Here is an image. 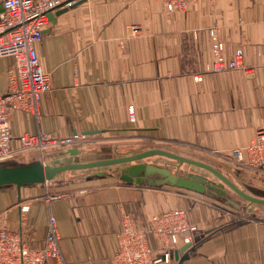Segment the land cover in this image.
I'll use <instances>...</instances> for the list:
<instances>
[{
	"label": "crops",
	"instance_id": "0c3cea01",
	"mask_svg": "<svg viewBox=\"0 0 264 264\" xmlns=\"http://www.w3.org/2000/svg\"><path fill=\"white\" fill-rule=\"evenodd\" d=\"M61 8L35 44L52 88L37 116L10 114L14 146L25 132L82 133L87 138L79 144L53 146L46 163L69 157L73 147L81 159L97 148L117 151L150 140L178 144L173 150L208 161L203 155L243 148L264 131V0H198L185 11H169L160 0H86L58 14ZM214 28L226 58L243 48L247 70L208 69ZM13 63V56H0V92ZM252 173L256 181L247 185L264 191V176ZM120 174L1 186L0 226L21 230L37 246L52 214L62 257L45 264H121L115 254L124 213L135 226L149 227L152 215L181 207L203 237L157 264H264V214L229 222L220 194L125 181ZM52 194L60 196L47 201ZM150 243L162 256L155 236Z\"/></svg>",
	"mask_w": 264,
	"mask_h": 264
},
{
	"label": "built area",
	"instance_id": "2783aa9c",
	"mask_svg": "<svg viewBox=\"0 0 264 264\" xmlns=\"http://www.w3.org/2000/svg\"><path fill=\"white\" fill-rule=\"evenodd\" d=\"M169 11H185L198 0H160ZM67 2V3H66ZM69 0H4L0 13V56H13L14 63L7 70L8 84L5 92H0V161L11 160L27 153L36 154L35 160L46 163V156L55 145H74L83 142L87 134L74 133L66 138H58L37 131L25 132L17 136V145L12 141L9 116L13 111H23L38 115L42 95L52 88L50 74L44 70L36 42L42 37L49 24V13L69 5ZM214 59L208 66L211 71L227 69L247 70L244 50L238 47L233 57L226 58L225 48L217 29H211ZM195 80H201L195 75ZM134 107L129 106L131 120ZM219 153L229 160H236L264 173V131L258 130L255 137L245 147H237L227 153ZM60 194L46 196L50 201ZM28 205L21 207L23 212ZM153 235L159 241L162 256L155 255L150 243ZM203 237L199 226L191 221L186 208H171L152 215L149 227L135 226L129 214H123L121 229L117 232L118 249L115 258L121 264H157L169 261L173 252L181 245H195ZM60 233L57 218L50 214L47 232L42 243L31 245L21 230L0 226V264H45L49 259H61Z\"/></svg>",
	"mask_w": 264,
	"mask_h": 264
},
{
	"label": "water",
	"instance_id": "95a60500",
	"mask_svg": "<svg viewBox=\"0 0 264 264\" xmlns=\"http://www.w3.org/2000/svg\"><path fill=\"white\" fill-rule=\"evenodd\" d=\"M72 1L69 5L64 4L57 13L68 9V6L80 4L86 0H69ZM51 21L55 22V14L49 13ZM92 133V132H90ZM69 157L60 155L50 163H43L35 160L29 163L20 165H10L9 161H0V187L4 185L15 184L23 186L26 184L44 183L55 179L59 174L68 170H82L91 168H100L92 173L95 176H102L105 174L107 166L121 165L120 177L125 181H135L138 183H145L151 185L171 184L178 187H184L199 192L210 191L213 194L225 195L226 186L233 189L243 198L255 202L257 204H264L263 196H254L244 191L237 186L230 178H228L222 171L216 167L206 163L202 160L191 158L163 148H150L141 152L122 155V156H90L81 159L74 158L79 155L80 150L77 147L68 149ZM153 155H163L177 160L179 163H189L202 167L212 172L219 182L209 178L204 174L194 171H188L186 174H179L173 172L170 167L155 164L152 162H142L143 159ZM191 245H184L181 250L186 251ZM178 250L176 251L177 254Z\"/></svg>",
	"mask_w": 264,
	"mask_h": 264
},
{
	"label": "rangeland",
	"instance_id": "374dc122",
	"mask_svg": "<svg viewBox=\"0 0 264 264\" xmlns=\"http://www.w3.org/2000/svg\"><path fill=\"white\" fill-rule=\"evenodd\" d=\"M173 147L177 148L179 150L180 146L178 144H174L172 142H165L163 140H150L141 142V145H128L124 146L122 148H119L116 150H106L97 148L94 153H96L94 156H97L98 153L104 156H122V155H128L133 154L137 152H141L142 150H147L150 148H163L167 149L179 154H182L176 150H173ZM102 150V151H101ZM92 152V151H91ZM93 153V152H92ZM216 153L215 155H203L205 156L204 159H208V161H205L206 163H209L210 165L216 167L220 171H222L228 178H230L237 186L242 188L244 191L248 192L251 195L254 196H263L264 197V191L257 190L255 188L250 187L247 184H252L254 181H256L257 176H254L255 172L258 175L264 176L263 172H260L259 170L249 166L242 164L239 161L236 160H229L227 158H224L223 156H219V153ZM185 156H188L186 154H182ZM48 156V155H47ZM46 156V159L48 158ZM193 158L192 156H188ZM36 154L30 152L25 153L24 155H21L19 158L8 160L10 165H20L29 163L32 161H35ZM195 158V157H194ZM196 159V158H195ZM157 161L161 165L170 167L173 172H178L179 174H186L188 171H194L200 174H204L208 176L211 179L219 180L212 172L196 166L189 163H179L177 160L163 156V155H153L151 157L145 158L142 160V162L145 161ZM203 161V160H202ZM159 164V165H160ZM118 166L120 165H113V166H107L105 170L115 173L119 175L121 173V168L118 169ZM100 168H91V169H82L78 171H65L64 173L59 174L56 178H70L73 176H77L79 178H83L89 174L94 173L95 171L99 170ZM254 180V181H253ZM225 189L227 190V193L225 195L220 194L222 203L225 205H221V208L225 209L227 211L229 216V222H235L238 220H247L251 218H256L257 216L264 214V204H257L255 202H251L245 198H243L240 194L235 192L230 187L226 186ZM264 189V187H262Z\"/></svg>",
	"mask_w": 264,
	"mask_h": 264
},
{
	"label": "trees",
	"instance_id": "16d2710c",
	"mask_svg": "<svg viewBox=\"0 0 264 264\" xmlns=\"http://www.w3.org/2000/svg\"><path fill=\"white\" fill-rule=\"evenodd\" d=\"M71 171H78V170H71ZM64 173V172H63Z\"/></svg>",
	"mask_w": 264,
	"mask_h": 264
}]
</instances>
